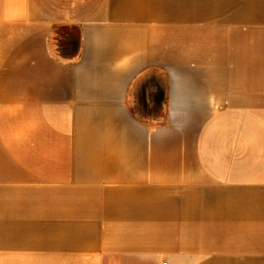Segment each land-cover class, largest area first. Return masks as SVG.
Returning <instances> with one entry per match:
<instances>
[{"label": "crops", "instance_id": "obj_1", "mask_svg": "<svg viewBox=\"0 0 264 264\" xmlns=\"http://www.w3.org/2000/svg\"><path fill=\"white\" fill-rule=\"evenodd\" d=\"M0 264H264V0H0Z\"/></svg>", "mask_w": 264, "mask_h": 264}, {"label": "rangeland", "instance_id": "obj_2", "mask_svg": "<svg viewBox=\"0 0 264 264\" xmlns=\"http://www.w3.org/2000/svg\"><path fill=\"white\" fill-rule=\"evenodd\" d=\"M56 38L57 42H53V48L57 49L56 45H59V49H61L62 51H75L79 40V33L77 29L65 28L60 31L59 35L56 36Z\"/></svg>", "mask_w": 264, "mask_h": 264}, {"label": "trees", "instance_id": "obj_3", "mask_svg": "<svg viewBox=\"0 0 264 264\" xmlns=\"http://www.w3.org/2000/svg\"><path fill=\"white\" fill-rule=\"evenodd\" d=\"M63 29H65V27H60V28H58L57 31H56V35L58 36L59 33H60V31L63 30ZM78 49H79V46H78V44H77V51L75 52L74 57L77 56V54H78ZM69 54H71V51H69ZM69 54H68V51H67L66 54H63L62 57H63L64 59H71V58H73V55L71 56V55H69Z\"/></svg>", "mask_w": 264, "mask_h": 264}]
</instances>
